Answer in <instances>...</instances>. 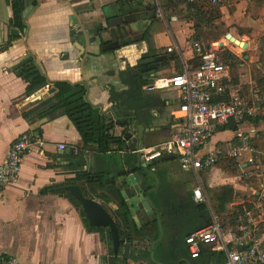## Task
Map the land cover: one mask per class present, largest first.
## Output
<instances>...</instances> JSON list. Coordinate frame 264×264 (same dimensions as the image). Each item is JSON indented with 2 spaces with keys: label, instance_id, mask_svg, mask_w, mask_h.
<instances>
[{
  "label": "crops",
  "instance_id": "0c3cea01",
  "mask_svg": "<svg viewBox=\"0 0 264 264\" xmlns=\"http://www.w3.org/2000/svg\"><path fill=\"white\" fill-rule=\"evenodd\" d=\"M11 1L0 0V166L11 145L24 133L39 136L45 144L30 150L20 181L0 195V254L15 256L24 264H192V261L201 264L203 257L192 260L185 243L186 237L201 226L195 224V217L200 214L194 206L193 191L200 183L207 195V187L212 189L216 181L229 180L221 171L223 166L235 170L236 177L226 185L231 195L225 205H221L219 194L211 193L208 223L212 216L235 219L244 209L256 212L261 208L263 216L258 237L264 243V206L250 200L248 192L252 188L249 184L239 183L251 169L259 176L264 175V0H224L219 6L188 0H22L23 28L13 23ZM149 12L153 17L148 16ZM146 18L149 23L143 44L148 52L141 46L122 45L130 41L137 43L140 35L134 36V33H138L139 23ZM157 21L163 28H154ZM218 24H223L221 34L213 33L216 38L206 41L207 27L215 28ZM227 35L247 47L239 48L227 39ZM222 37L223 41H230V45L221 41L215 46L214 42ZM116 40L122 45L120 49L102 51L104 46ZM196 42L220 48L221 58L228 52L239 59L240 51H247L242 53L241 67L250 69L251 75L253 72L255 76L249 72V79L244 75L235 78L231 69L232 76L235 85L250 99H261V110L257 117L241 126L240 131L217 134L212 144L224 147L239 132L249 134L261 157L258 165L220 164L204 172L210 173L206 183L200 180L202 175L194 174L197 184L184 203V206L190 205L187 216L190 228L182 236L177 220L186 208L178 207L171 200V191L165 190L166 184L179 182L172 169L175 163L181 166L179 160L165 156L146 164L136 151L159 149L171 140L176 130L173 113L178 109L180 92H148L145 86L158 78L161 66L170 74L162 77L180 74L184 58H194L190 45ZM146 55L152 58L166 56L159 63L153 81H142L137 75V62ZM26 63L35 65L47 79L51 85L48 91L43 86L29 92L30 83L18 74ZM57 83L84 86L87 90L85 99L93 106L94 117L106 120L107 115L112 114L114 119H108V122L113 125L107 121L106 125L112 126L110 133L121 138L123 145L113 143L109 152L99 151L97 145L85 142L73 121L63 113L32 123L25 119V113L53 95L49 91ZM125 109L134 113L136 126L141 128L138 131L134 127V136L139 132L142 135L137 150L130 148L124 140L129 126L121 127L116 119ZM226 133L232 134L225 138ZM69 150L71 153L67 154ZM140 160L146 168L138 167ZM154 165L164 169L165 175L153 171ZM146 170L154 173V178L149 179L150 186L142 191L150 202L142 201L125 180L133 175L138 180L142 174L146 178ZM83 173H88L89 178L77 185L82 187L85 195L105 206L120 229L123 243L118 255L110 230L92 229L69 194L60 193L64 191L61 188L74 185L78 175ZM129 187L131 197L126 193ZM50 188L58 189L46 192ZM255 196L257 202L264 200L261 191ZM133 205L144 207L137 214ZM212 207L224 212L216 215ZM125 212L130 216V223L135 225H128ZM216 257L219 256L214 255V259Z\"/></svg>",
  "mask_w": 264,
  "mask_h": 264
},
{
  "label": "built area",
  "instance_id": "2783aa9c",
  "mask_svg": "<svg viewBox=\"0 0 264 264\" xmlns=\"http://www.w3.org/2000/svg\"><path fill=\"white\" fill-rule=\"evenodd\" d=\"M224 0H188L219 6ZM160 14V13H159ZM194 58H184L182 72L158 77L145 86L148 92L176 90L180 92L178 109L173 113L175 132L164 146L153 150H137L146 164L165 156L179 160L183 170L196 176L226 162L257 164L261 152L252 144L249 134L239 132L226 146H213V138L223 131H234L259 115L261 99L252 100L235 85L230 65L220 56V48L196 42L190 45ZM173 48L169 51L173 52ZM51 85L45 86L48 91ZM235 131V132H237ZM44 141L33 133H24L10 147L0 166V195L20 181L27 154ZM65 147L63 146L62 149ZM196 204H206L208 197L198 183L193 191ZM244 209L227 224L216 216L204 227L186 237L192 260H199L208 251L224 260L216 264H264V243L259 240L263 211ZM0 264H24L15 256L0 254ZM62 264V263H57Z\"/></svg>",
  "mask_w": 264,
  "mask_h": 264
},
{
  "label": "trees",
  "instance_id": "16d2710c",
  "mask_svg": "<svg viewBox=\"0 0 264 264\" xmlns=\"http://www.w3.org/2000/svg\"><path fill=\"white\" fill-rule=\"evenodd\" d=\"M11 5L14 10V20L13 23L16 26L23 28L21 15L24 11V5L22 0H13L11 1ZM231 58H235L234 55L229 53ZM20 77H23L30 83L29 92L36 90L37 88H42L48 84L47 79L40 73L38 68L31 63H26L23 66V69L18 73ZM56 93L53 94L49 99L43 102L37 108L25 113L24 117L30 123L35 121H43L51 118L54 115L59 113H63L67 115L78 128L84 140L87 144H95L99 147V151L101 152H109L111 150V145L113 143H117L123 145V140L121 138L114 137L110 131L112 126L106 125V120L104 117H98L96 119L94 117V108L91 104L87 102L85 99L87 90L84 86H73L68 83H57L55 85ZM232 130L237 131L238 128L234 126ZM88 173H83L78 175L76 182L74 185H77L81 181L88 179ZM58 188H50L47 189L46 192H53ZM67 191H61L60 193L64 194ZM69 197L73 200L75 205L80 209L85 222L89 225V222L86 218V214L82 209L80 202L69 192ZM228 194H222L220 197L221 205H225L228 201ZM194 203V201H193ZM196 212L200 214L198 217H195L198 223H200V227L202 228L206 226L210 219V211L208 210V206L206 204H195ZM211 209L214 210V213L218 212L221 214L224 210L216 211L214 207ZM125 219L128 222V225H135L134 222H131L130 216L127 212H125ZM224 224H227L228 220H232V218H223L221 219ZM90 226V225H89ZM95 230H99L101 228H93ZM130 236V235H129ZM131 240V236L129 237ZM224 257L219 256L214 259V255H212L208 251L203 252V258L201 264H216L222 262Z\"/></svg>",
  "mask_w": 264,
  "mask_h": 264
},
{
  "label": "rangeland",
  "instance_id": "374dc122",
  "mask_svg": "<svg viewBox=\"0 0 264 264\" xmlns=\"http://www.w3.org/2000/svg\"><path fill=\"white\" fill-rule=\"evenodd\" d=\"M216 10V9H215ZM215 28H212V26H209L207 27V31L204 35V39L207 41V40H210L212 41V39H215L216 37L213 35V33H218V34H221V30H223V24H218V25H214ZM159 27H162L163 28V24L159 21L156 22L154 28H159ZM225 37V36H224ZM224 37H222L219 41H215L214 42V45L215 46H218V43L223 41ZM225 43L226 46L230 45V41L228 40H224L223 41ZM241 53H236L239 55V59L237 57L235 58H231L229 56V53L228 52H225L222 54V58L224 59L223 61L224 62H227L229 64H231V69L233 70V75L235 76V78H241V75H244V76H247V78L249 79L250 76H249V72H250V75H251V70L250 69H244L241 67V63L244 62V58H243V55L242 53L243 52H247L246 50H242L240 51ZM167 68L166 67H163L161 66L157 76L158 77H162V76H168L170 75L168 73V71H166ZM252 77L255 76V73L252 72ZM243 77V76H242ZM257 78V76H256ZM262 104V103H261ZM262 107V105H261ZM232 133H226L223 137H229L231 136ZM264 160H262L263 162ZM261 162V163H262ZM172 169H173V173L175 176H177L179 182L176 183V184H166L165 186V190L166 191H171V200L177 204L178 207H181V208H186V212L183 213L182 215H178V223L180 224V235L184 236L186 235V233L188 232V229L190 228V222L189 220L187 219V216H189L188 212H189V208H190V205L189 204H186V206H184V203L186 200H188L187 196L189 194V192L194 188V186L197 184V178L196 176L192 173V172H186L182 169L181 166H179L178 163H175L174 165H172ZM263 167V170H264V164L262 165ZM222 168H224L223 170H221L222 172H225V178L226 179H229L227 181H224L222 182L221 180L219 181H216L215 184L213 185L214 187L211 189L209 187L206 188V191H207V197H208V200H210V197H211V193H216V194H219V196H221L223 193L224 194H228V195H231V193H229L228 189L229 188L228 186H226L227 184H230V182H232L231 178H234L236 177V173H235V170H231V167L229 166H223ZM153 171H155L156 173L158 174H162V175H165L163 170L164 169H161L159 167H157L156 165H154L152 167ZM251 172H248V176H246V178L244 179H240L239 183H241L243 186H245L246 184H249L250 185V188H252L251 190H249L248 194H250L251 196V199L252 201H255V203H258L259 204H262L264 206V200H262L261 202H257V200H254L255 199V194L257 191H261L264 193V175L263 176H259L258 172L255 170V169H251L250 170ZM201 181L202 183H206L207 181V177L210 176V173L208 175H206L205 173L204 174H201ZM175 182V181H174ZM221 184H224V185H221ZM171 187V188H170ZM209 188V189H208ZM172 189V190H171ZM244 191V190H243ZM245 192V191H244ZM253 198V199H252ZM214 213V212H213ZM219 213L217 212L216 215H218ZM222 218V217H221ZM231 220H228V222H230ZM198 223V221L195 222V224ZM156 261V259H155ZM158 262V261H156ZM200 262H196V261H192V264H199Z\"/></svg>",
  "mask_w": 264,
  "mask_h": 264
},
{
  "label": "water",
  "instance_id": "95a60500",
  "mask_svg": "<svg viewBox=\"0 0 264 264\" xmlns=\"http://www.w3.org/2000/svg\"><path fill=\"white\" fill-rule=\"evenodd\" d=\"M227 39L231 40L232 42H236L238 40H236V38H234L232 35H227ZM221 46H223L224 44L221 43ZM121 43L116 40L111 42L110 44L104 46L102 48L103 52H111V51H115L121 48ZM247 47V45L245 46ZM166 59V56H158V57H153V58H148L145 60H142L139 65L143 67L142 69V73H145L148 69V66L150 70L157 68L158 64L163 62ZM155 79V78H154ZM149 79L150 81L154 80ZM147 80V79H145ZM84 85H86V83H84ZM56 91L55 88L51 89L49 91V94H54ZM43 92V90H41L38 94V96ZM41 99V96H39ZM123 117H130L131 118V124L129 123V121L126 122H121L120 126H129L130 131L126 132L124 134V140L128 141V145L130 148H132L133 150H137L141 145V140L140 138H142L141 133L139 132L137 136H134L135 131H134V127L136 126V118L134 117V113L133 112H128V111H124L123 113ZM107 117L109 118V120L114 119V116L112 114H108ZM138 131L141 130L140 125L136 126ZM71 150L67 151V154H70ZM143 160H140L138 162V167L139 168H146V164H142ZM146 173L148 175V177L143 178V175L137 180L136 177L133 175L129 178H126V184L129 185L130 187H133L135 192H137L140 195V199L142 201L146 200L147 198L145 196H143V190H145L146 187L150 186L149 185V179L150 178H154V173L152 171L146 170ZM129 187V189L126 191L128 196H132L131 194V188ZM64 191H67L69 193H71L81 204L82 209L84 210L88 222L89 224L94 227V228H108L110 230L111 233V238H112V243H113V247H114V251L115 254L118 255L121 245L123 243V240L121 239V233H120V229L114 219V217L111 215V213L105 208V206H103L101 203H99L98 201H96L95 199L85 195L82 187L80 185H70V186H65L63 188H61ZM147 200L150 199L148 198ZM132 206V205H131ZM144 207V205H143ZM143 207L141 208H137V206L133 205V209L136 211L137 214H139V210L143 209ZM135 211H132V215H135ZM155 248V246H153Z\"/></svg>",
  "mask_w": 264,
  "mask_h": 264
},
{
  "label": "flooded vegetation",
  "instance_id": "af4514ba",
  "mask_svg": "<svg viewBox=\"0 0 264 264\" xmlns=\"http://www.w3.org/2000/svg\"><path fill=\"white\" fill-rule=\"evenodd\" d=\"M148 16H150V17H153V14L151 13V12H149V15ZM148 18V17H147ZM145 19L143 22H140L139 23V25H138V33H134V36H139L140 35V38H137V39H139V40H136V42L137 43H135V42H132V41H130L129 43H127V42H124V43H122V45H128L129 47L132 45V46H134V47H136V48H138V46H141V48L142 49H145L147 52H148V48L143 44V41H144V37H145V35H144V32L146 31V28H147V25H148V23H149V20L148 19ZM141 44V45H140ZM148 58H152V56H150V55H146L145 57H142L138 62H137V64H138V66H137V71H138V73H137V75L140 77V79L143 81V80H145V79H147V80H149V79H154L155 77H156V74H157V72H158V69H159V64L157 65L158 67L157 68H155V69H152V70H150L149 69V67L150 66H148V69H147V71L145 72V73H142V69H143V67L142 66H140L139 65V63L142 61V60H145V59H148ZM124 111H127L126 109L125 110H122L121 111V113H120V116L118 117V118H116L117 120H118V123L120 124L121 122H126V121H129V123H130V117H123V112ZM128 112H130V111H128ZM108 117H106V121H107V123H109L110 125L112 124V122H108ZM113 125V124H112Z\"/></svg>",
  "mask_w": 264,
  "mask_h": 264
},
{
  "label": "bare ground",
  "instance_id": "6f19581e",
  "mask_svg": "<svg viewBox=\"0 0 264 264\" xmlns=\"http://www.w3.org/2000/svg\"><path fill=\"white\" fill-rule=\"evenodd\" d=\"M224 43V42H223ZM225 44V43H224ZM235 44L239 47V48H244L245 46H244V44L242 43V42H240V41H236L235 42Z\"/></svg>",
  "mask_w": 264,
  "mask_h": 264
}]
</instances>
